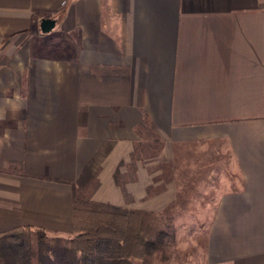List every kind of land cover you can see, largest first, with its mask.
Here are the masks:
<instances>
[{"label": "crops", "instance_id": "crops-1", "mask_svg": "<svg viewBox=\"0 0 264 264\" xmlns=\"http://www.w3.org/2000/svg\"><path fill=\"white\" fill-rule=\"evenodd\" d=\"M145 127L163 156L229 155L202 264H264V0H0V234L73 235L70 184L161 212L173 184L147 197L157 183L132 163Z\"/></svg>", "mask_w": 264, "mask_h": 264}, {"label": "trees", "instance_id": "trees-1", "mask_svg": "<svg viewBox=\"0 0 264 264\" xmlns=\"http://www.w3.org/2000/svg\"><path fill=\"white\" fill-rule=\"evenodd\" d=\"M131 157L139 161L136 150ZM120 179L116 171L114 181L124 192ZM70 185L73 235L39 228L1 233L0 264H176L172 218L94 202Z\"/></svg>", "mask_w": 264, "mask_h": 264}, {"label": "rangeland", "instance_id": "rangeland-1", "mask_svg": "<svg viewBox=\"0 0 264 264\" xmlns=\"http://www.w3.org/2000/svg\"><path fill=\"white\" fill-rule=\"evenodd\" d=\"M162 149L163 143L152 129L138 130L137 162L147 166L145 175L150 173L157 183L147 188V197L162 190L164 185L159 182L173 184L176 191L172 202L157 213L174 221L176 264H202L217 199L235 179L226 168L229 155L217 143L173 145L164 156ZM120 177L125 185L132 180L131 170ZM90 190L81 191L90 196Z\"/></svg>", "mask_w": 264, "mask_h": 264}, {"label": "water", "instance_id": "water-1", "mask_svg": "<svg viewBox=\"0 0 264 264\" xmlns=\"http://www.w3.org/2000/svg\"><path fill=\"white\" fill-rule=\"evenodd\" d=\"M56 25V21L51 18H44L40 21L39 29L42 34H48Z\"/></svg>", "mask_w": 264, "mask_h": 264}]
</instances>
